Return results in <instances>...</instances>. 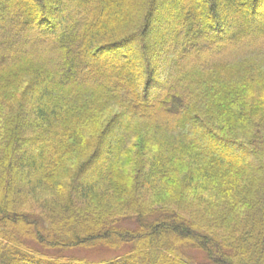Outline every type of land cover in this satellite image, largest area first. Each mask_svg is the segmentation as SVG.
Returning a JSON list of instances; mask_svg holds the SVG:
<instances>
[{
  "label": "trees",
  "instance_id": "trees-1",
  "mask_svg": "<svg viewBox=\"0 0 264 264\" xmlns=\"http://www.w3.org/2000/svg\"><path fill=\"white\" fill-rule=\"evenodd\" d=\"M0 264H264V0H0Z\"/></svg>",
  "mask_w": 264,
  "mask_h": 264
},
{
  "label": "rangeland",
  "instance_id": "rangeland-1",
  "mask_svg": "<svg viewBox=\"0 0 264 264\" xmlns=\"http://www.w3.org/2000/svg\"><path fill=\"white\" fill-rule=\"evenodd\" d=\"M164 34V33H163ZM163 34H161V35H156V38H160V39H162V41L163 40H166L167 39V37H165V36H163ZM153 43V42H152ZM156 53H157V58L159 59V60H157L156 58V60L155 61H159V64H160V69L162 70V74H165V73H168V71H169V69L166 67V66H164V64H165V59H166V57H167V55H166V53L163 51V50H161V48H159L157 51H156ZM153 59V58H152ZM155 61H154V63H155ZM166 65V64H165ZM163 76V75H162ZM106 147L107 146H105V148L104 149H106ZM33 201H31V202H28V203H26V205H25V210H29V209H31V210H35V209H37L39 206H38V204L36 203V205L35 204H33L32 203ZM115 201H108V202H106L105 204H103V206L105 205L106 206V209H113L114 210V206L116 205L115 203H114ZM179 204H180V202L179 201H177ZM191 203V202H190ZM28 204V205H27ZM177 205V204H176ZM31 206H35V207H31ZM158 206H160V204H159V202L158 201H156L154 204H153V207H158ZM181 206H182V204H181ZM116 209V208H115ZM105 210V209H104ZM76 253L79 255V256H84V257H86V258H88L89 260H99V259H102V258H108V257H110V256H114L116 253L115 252H111V251H109V250H107V249H103V248H96V249H88V250H80V251H76Z\"/></svg>",
  "mask_w": 264,
  "mask_h": 264
}]
</instances>
